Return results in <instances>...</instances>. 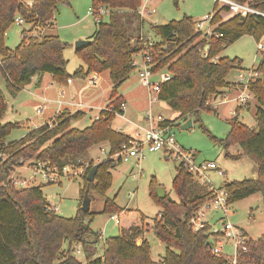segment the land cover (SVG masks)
<instances>
[{
  "label": "trees",
  "instance_id": "1",
  "mask_svg": "<svg viewBox=\"0 0 264 264\" xmlns=\"http://www.w3.org/2000/svg\"><path fill=\"white\" fill-rule=\"evenodd\" d=\"M26 1L0 0V80L9 92L15 96L33 79L39 83L45 73H49L54 82L65 83L71 77L108 71L111 101L98 112V118L84 128L71 126L72 121L84 116L82 111L62 109L51 124L46 122L14 141H6L20 123H2L8 105L0 89V155H3L0 156V264H156L144 235L147 228L165 246L162 264H221V259L210 254L205 230L192 231L188 225L190 215L208 197L209 191L192 178L183 163L176 165L172 179V189L178 200L167 193L158 197L157 183L152 177L149 196L160 207L159 213L150 225L140 214L139 225L121 228L120 234L104 238L103 251L98 256H93V249L100 242L101 234L91 227L95 212L90 209L83 212L80 204L74 216L63 217L54 210H47L50 204L43 195L42 184L21 189L13 185L9 175L15 166H20V159L28 164L49 160L59 168L77 167L82 165L79 157L93 145L106 143L112 154L128 144L130 135L112 128L116 114L107 109L112 107L122 114L120 104L124 101L117 89L134 70L132 60L143 48L138 36L145 23L138 14L140 0H92L91 13L96 28L88 38L91 42L75 49L83 65L69 74L63 55L67 44L57 34L45 33L54 27L58 4L68 3V0H32L31 4ZM235 1L264 12V0ZM100 9L105 10L103 15ZM222 11L229 10L214 3L211 34L197 30L193 18L188 15L159 25L149 24L157 37L151 49L152 71H163L170 76L160 84L158 98L178 114L171 122H177L178 118L186 121L203 109L214 111L209 100L221 96L231 85L228 76L232 70L243 69L240 58L223 56L222 51L244 35L257 40L264 31L262 16L250 14L242 18L233 14L222 18ZM17 16L23 19L24 26L19 44L10 49L6 46L5 34ZM258 52L259 60L253 68L259 77L248 84L257 103L254 110L257 128L239 121L237 114L241 108L237 106L236 116L227 120L226 136L217 139L211 135L225 148L238 144L258 168L257 179L225 184L228 200L233 204L255 193L261 194L264 204V51ZM195 121L200 122L199 118ZM120 163L109 157L102 159L97 162L94 180L89 181L87 175L93 166L90 161L82 174L81 200L86 189L104 195L112 184L110 169ZM4 175L8 190L3 186ZM121 211L115 197L105 199L103 213ZM77 245L82 248L84 261L73 254ZM246 246L248 261L264 264V232L257 239L247 240Z\"/></svg>",
  "mask_w": 264,
  "mask_h": 264
},
{
  "label": "rangeland",
  "instance_id": "2",
  "mask_svg": "<svg viewBox=\"0 0 264 264\" xmlns=\"http://www.w3.org/2000/svg\"><path fill=\"white\" fill-rule=\"evenodd\" d=\"M214 3V0H149L145 6L148 10L154 8L155 12L145 19V29H148V32L144 33L146 34L145 37L149 40H157L149 24H163L170 20H178L183 15L191 16L193 20L202 19L213 12ZM219 6L220 3L217 4V7ZM91 8L92 0H68V3H60L57 6L58 12L55 16L54 28L45 31V33L57 34L67 44L63 55L67 60L66 70L69 74H72L80 65H83L82 60L75 54V42L79 39H88L95 31L96 23L91 13ZM231 15L233 13L229 11L221 12L222 18H228ZM23 26L13 24L7 30L5 43L10 49L19 44ZM208 28L207 24H205L204 29L206 30ZM256 41L252 36L244 35L226 46L221 55L231 58L238 57L242 60V68L249 69L252 66H256L259 60ZM100 74H98L100 76L98 82L93 86H87L84 92L85 94H89L91 90L98 91L99 95L97 96L96 104L104 106L109 101L111 81L108 71ZM49 75V73L43 74L42 82L39 85L33 79L32 84H28L30 86L21 90L15 97L5 87L4 81L0 80V89L5 101L9 104L2 123L17 119L21 120L20 127L13 129L6 137V141H14L28 131L26 129L29 128L24 126V122H22L25 119L22 115L24 110H27V116L33 119L34 123L44 124L49 118L53 121L55 116L54 104L46 103L44 98L41 100L40 97L29 96L28 93L29 90L35 89V94L43 96V87L50 82ZM240 75H242L241 72L235 70L229 73L230 77ZM78 80L75 82L80 85L87 84L86 78H78ZM59 84H64V82ZM117 91L127 98L128 103L125 106L124 116L129 120H125L124 116L116 115L111 126L112 128L113 126L116 128L122 126V129L130 134L133 131L134 124H138L140 121L142 122V113L147 109V90L141 85L137 71L134 69L119 86ZM235 91V96L230 95L225 98L221 96L212 97L209 100V104L215 110L208 111L203 109L199 111L197 116L188 117V119L191 118L192 120V126L190 128L183 129L181 127L185 122L183 118H178L177 122L174 121L175 126L173 127V131L179 146L187 150L196 151L197 161H215L225 171L223 176L218 175L213 170L207 172L212 185L215 187H224L225 184L233 181L258 178L256 163L242 153L238 144L234 143L225 148L211 137L212 135L217 139H221L226 136L229 130L227 120L236 116V102L234 98L239 91L238 89ZM28 98L32 103L28 104V101L25 102ZM256 104L255 98L251 96L248 102L243 104L244 106H249V108L243 107L237 114L239 121L250 128H257L254 118V105ZM39 109H42L41 114H39ZM152 110L154 114L161 112L165 118H173L177 115L163 101L156 102ZM94 111H96V107L93 108L92 112ZM90 116H92V113H90ZM197 118H199L200 122H194ZM89 119V115L87 114L83 118L72 121L71 126L80 129L84 128L88 125ZM52 121L50 122L52 123ZM143 124L144 122L140 125ZM101 147L104 146L100 144L93 145L85 154L81 155L78 160L82 164L81 166L86 168L90 161H93V165L101 161L104 156L100 151ZM176 165L177 163L173 159L167 158L160 150L154 152L144 150L143 157L140 160L130 158L112 167L110 169L112 173V184L107 192L102 195L93 189L89 191L90 210L96 213L92 219L91 227L95 231L101 232L104 238L115 236L120 234V227L125 225L129 219H132L138 213L143 214L147 219L145 221L150 225L152 219L160 211V207L149 196L150 180L153 177L157 183L156 189L160 186L173 200H178L172 189V179L175 174ZM81 166H77L72 170L80 169ZM19 173L28 175L30 172L29 170L21 169ZM38 182L41 181L38 180ZM41 184L39 183L37 185ZM83 185L84 182L81 175H69L57 183H44L41 189L47 201L55 205L57 214L63 217H72L82 202L80 190ZM132 193L133 196H131ZM113 197H115L116 204L122 208L121 212H127L125 214L115 213L120 219V224L115 223L111 218L112 214L102 212L105 199ZM229 221L243 228L249 238L257 239L264 232V204L261 194L255 193L236 201L230 209ZM216 226L220 227L218 224ZM146 232V237L150 244V256L156 264H162L161 260L164 255L165 246L156 238L150 228H147ZM66 246L65 243L64 248ZM96 246L93 249V256L103 251L101 242H99L97 248ZM75 250L76 248H74ZM75 256L81 261L85 260L81 252L80 254L75 252Z\"/></svg>",
  "mask_w": 264,
  "mask_h": 264
},
{
  "label": "built area",
  "instance_id": "3",
  "mask_svg": "<svg viewBox=\"0 0 264 264\" xmlns=\"http://www.w3.org/2000/svg\"><path fill=\"white\" fill-rule=\"evenodd\" d=\"M149 0H140L138 7V14L140 18L145 20L147 16L155 12L152 8L148 10L145 6ZM31 4L32 0L26 1ZM215 3H220V6H226L228 10L242 18L247 17L250 14H256L264 17V12L259 11L247 4L240 3L235 0H214ZM92 12V11H91ZM100 15L105 13L104 9L99 10ZM214 12L206 15L202 19L194 20L195 28L201 30L206 34H211L210 21ZM14 24L24 25L22 18L17 16L14 20ZM155 24V23H154ZM207 24L208 29H204ZM146 34L141 30L138 36V41L141 42L143 48L140 52L134 54L132 60V66L137 71L139 81L143 87L147 90V109L143 112L142 120L143 125L134 124L133 131L129 134L130 140L128 144H124L121 148L109 154L108 146L100 148L103 153V159L109 157L112 160L127 161L130 158H136L140 160L143 157L144 150L149 152L162 151L167 158L173 159L177 164L183 163L187 170L191 173L192 178L199 184L205 185L209 191L208 197L194 211L189 219L188 225L192 231L205 230L208 236V246L210 254L215 258L222 260L221 264H251L248 261L245 253L247 251L246 242L250 238L246 234L245 230L236 224H232L229 221L230 209L233 203L228 200V191L225 187H215L212 185L208 171H216L218 175L223 176L225 171L215 161H197L196 151L187 150L179 146L176 142L173 127L175 122H171V119L165 118L161 113H153V105L160 101L158 98L159 86L163 81H166L170 76L166 72H153L151 49L153 46V40H149L145 37ZM134 40V39H133ZM257 51H264V31L256 41ZM242 75L237 76L234 82V86L238 89V94L234 98L238 105H243L253 96L248 89V84L251 80L259 77V73L254 70L253 67L241 72ZM100 76L97 73H91L86 77L88 85H95ZM68 82L71 79H67ZM225 98L227 93L221 95ZM58 106L62 105V101H57ZM84 106V105H82ZM120 109L122 114H119L112 107L108 108L109 111H114L116 115L122 116L125 109V103L121 102ZM41 114L42 109L38 110ZM96 114L93 119L98 118ZM51 124V122H49ZM177 124V123H176ZM117 131L124 132L122 126L115 128ZM3 157V155H0ZM20 166H15L14 170L9 175V179L12 180L13 185L16 188H30L37 186V184H50L60 182L62 179L69 175L82 176L85 172V167H80L73 171L75 166L65 165L62 168L52 164L49 160H35L31 164L19 160ZM29 170L28 175H23L20 170ZM40 180L41 182H38ZM133 196V193L131 194ZM47 210H54L56 212L55 205L49 203ZM111 218L115 223L120 224V219L117 215L112 214ZM220 225L217 227L216 225ZM101 234V232H100ZM102 237V234H101ZM104 240V239H103ZM82 252L80 245L76 246V250L73 252Z\"/></svg>",
  "mask_w": 264,
  "mask_h": 264
},
{
  "label": "crops",
  "instance_id": "4",
  "mask_svg": "<svg viewBox=\"0 0 264 264\" xmlns=\"http://www.w3.org/2000/svg\"><path fill=\"white\" fill-rule=\"evenodd\" d=\"M145 22H146V20H145ZM141 30L144 33L145 32H148L147 31L148 29H145V23H144L143 27H141ZM235 71L242 72L244 70L243 69H236ZM49 77H50V82L47 83L45 85V87H43V91H44V95L43 96H40L38 94H35V89L29 90L28 93H29V96L40 97L41 100L44 98V100H45L46 103H49V104L50 103H53L54 106H55V112H54L55 114L58 111L62 110V109H67L70 112H75V111L80 110V111H82L84 113V116L83 117L87 116V114L89 115V118H90L89 119V123H90L92 121L93 117L96 114H98V112L101 109L105 108V106L108 105V102L111 101L110 94H109V101L107 102V104H105L104 106H99L98 104H96L97 96L99 95V92L98 91L91 90V92L89 94H85L84 90L87 88V86H93V85H88V84H86V85H80V84L76 83L75 81H79L78 78L79 79H85L86 77H75V78L71 77L70 78L71 81L70 82L66 81L64 84L56 83V82H54L52 80V78H51L50 75H49ZM42 78H43V75L41 76V80H40V82L37 85L41 84ZM235 79H236L235 76H232V77L228 76V81L231 83V85L228 88H226V89L223 90V92L224 93H227L228 96H230V95L233 96L236 93V91H235L236 88L234 86ZM34 81H37V80L35 79ZM30 84H32V83H30ZM28 86H30V85H26V87H24L22 90L28 88ZM109 90L111 91V88ZM110 91H109V93H110ZM117 93H118V95H120L122 97V99H123V101L125 103V106H126V104L128 103L127 98H125V96L122 93H119L118 91H117ZM17 94H16V96H17ZM218 97H220V95ZM47 99H48V101H46ZM58 100L62 101V105L58 106V103H57ZM25 102H27L28 104L29 103H32V101L29 100V98L26 99ZM56 103H57V105H56ZM7 105L9 106L8 103H7ZM82 105H84V106H82ZM237 106H240V108H243V107H248L249 108V106H247V105H245V106L244 105H238L236 103L235 109H236ZM94 107H96V111L92 112V110H93ZM254 107H255V105H254ZM11 108H12V105H11ZM27 113H28L27 110H24L23 113H22V115L25 117V119H23L22 122H24V126H26L27 128H29V129H26V131L27 130L29 131L30 129L35 128L38 125L42 124V123H38V124L37 123H34L33 119H31L30 117L27 116ZM90 113H92V116H90ZM159 113H161V112H159ZM176 114L177 113H175V115ZM124 115H125V109L123 111V115L122 116H124ZM176 116H174L173 118H175ZM173 118L169 117V119H173ZM124 119L125 120H129L125 116H124ZM141 120H142V116H141ZM15 121L16 122H19V123L21 122V120H19V119L15 120ZM50 121H52L51 118H49L46 122L49 123ZM89 123H88V125H89ZM142 123H143V120H142V122L140 121V123H138V124H142ZM113 128L115 129L116 127L113 126ZM124 132L128 133L127 131H124ZM100 145H104L105 147L107 146L106 143H103V144H100ZM90 159H94V158H90ZM125 213H127V212H121L119 214H125ZM139 224H140V214L138 213V214L135 215V217H133L132 219H129V221H127V223L125 225L121 226L120 229L121 228H127L130 225H139ZM146 233L147 232L144 233L145 237H146ZM103 236L104 235H102V237L100 238V242H101L102 245H103V239H104ZM98 245H99V243L97 244V246ZM97 246H96V248H97ZM100 254H101V252H98L94 256H97V255H100Z\"/></svg>",
  "mask_w": 264,
  "mask_h": 264
},
{
  "label": "water",
  "instance_id": "5",
  "mask_svg": "<svg viewBox=\"0 0 264 264\" xmlns=\"http://www.w3.org/2000/svg\"><path fill=\"white\" fill-rule=\"evenodd\" d=\"M90 42H91L90 39H79V40H77L75 42L74 47H75V49H79V48L83 47L84 45L89 44ZM191 126H192V120H191V118L187 119L181 125V127L183 129L190 128ZM97 166H98L97 163L92 166V168L90 169V171H89V173L87 175V180H89V181H93L94 180V174L96 172ZM3 186H4V188L6 190H8V187H7V179H6V176L5 175L3 176ZM156 192H157L158 197H163L166 194L165 191H164V189L161 188L160 186L157 187ZM81 209H82L83 212H87L90 209V195H89L88 189H86L84 191L83 198H82V202H81Z\"/></svg>",
  "mask_w": 264,
  "mask_h": 264
}]
</instances>
